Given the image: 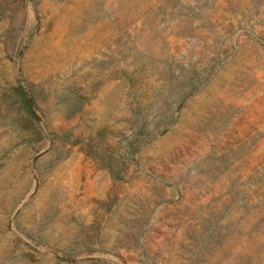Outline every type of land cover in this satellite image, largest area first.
Here are the masks:
<instances>
[{
    "label": "rangeland",
    "instance_id": "obj_1",
    "mask_svg": "<svg viewBox=\"0 0 264 264\" xmlns=\"http://www.w3.org/2000/svg\"><path fill=\"white\" fill-rule=\"evenodd\" d=\"M0 264H264V0H0Z\"/></svg>",
    "mask_w": 264,
    "mask_h": 264
}]
</instances>
